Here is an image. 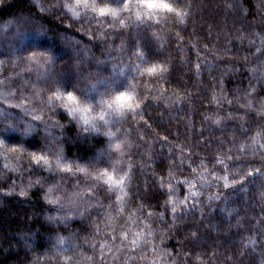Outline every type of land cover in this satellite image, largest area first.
Returning a JSON list of instances; mask_svg holds the SVG:
<instances>
[{
  "label": "clouds",
  "instance_id": "9594fccd",
  "mask_svg": "<svg viewBox=\"0 0 264 264\" xmlns=\"http://www.w3.org/2000/svg\"><path fill=\"white\" fill-rule=\"evenodd\" d=\"M169 2L181 15L149 11L141 0H0V264H242L241 257L256 264L264 257L259 221L240 225L224 253L212 247L225 206L240 204L245 216L258 208L264 219V149L244 147L264 130V98L247 106L264 89V0ZM153 65L163 70L149 73ZM202 65L217 68L208 72L211 87L203 84L209 104L223 107L217 95L233 104L223 87L229 73L247 83L235 103L254 113L258 129L207 157L164 144L150 123L158 102L192 104ZM180 69L194 73L195 91L164 87L176 77L185 82ZM121 93L136 106L119 108Z\"/></svg>",
  "mask_w": 264,
  "mask_h": 264
},
{
  "label": "trees",
  "instance_id": "16d2710c",
  "mask_svg": "<svg viewBox=\"0 0 264 264\" xmlns=\"http://www.w3.org/2000/svg\"><path fill=\"white\" fill-rule=\"evenodd\" d=\"M4 11L11 12L12 8L5 9ZM207 40V37H205ZM175 47V45H173ZM188 58L195 62V50L189 45L188 47ZM217 62L213 61V65ZM228 66L227 58H224V62H220L221 68H226ZM202 67V74L200 80L203 82L199 85L200 92L197 95H194L192 98V104L189 106L187 102H181L178 106H173L171 109L164 104L163 101L158 102L154 106V119L150 120V123H153V126L157 129V132L163 137H167L168 140L162 142L167 144L168 141L178 143L180 145H190L188 149V154L191 155L193 152L202 154L205 157L208 156L210 151H215L220 148L232 147V142L234 140H245L247 136L254 135L256 133L257 125L253 120L254 113L249 112L245 108H241L238 104L235 103V96L238 93L239 89L247 88V83L245 81L236 80L229 73L228 76L224 78L223 87L227 93L228 99L233 100V104H228L222 96L217 95V99L223 105L219 107L217 104H209L208 99H210V94L204 89L203 84H208L209 88L211 87V82L208 80V72L210 71L214 76L217 74V68L215 66H210L207 70H204V65ZM181 75L184 76V81L177 83L179 77L173 79L171 85L165 84L164 87L169 86L179 88L183 91L185 88L195 91L196 78L194 73H184L183 69L179 70ZM216 92H220V85L217 84ZM240 95V103H244V95L242 92ZM256 99L253 100V107L257 106V100L264 98V89H259L258 94H254ZM182 110V111H181ZM231 114L232 119H222L224 116ZM205 115L210 119L205 120ZM219 119V123H214V121ZM241 118H243L241 120ZM247 129V132L242 131ZM223 141V145H221ZM264 142V140H262ZM157 151H164L157 145ZM165 155H169L165 151ZM195 158V157H194ZM187 170V166H185ZM187 191V189L182 190V195ZM216 205H213L215 208ZM207 212V209H204ZM239 212V215L235 213ZM225 224L221 227L217 224V232L219 234L218 240L212 245L216 248L217 251L224 253L226 248H232L234 245L231 240H228V237L233 239L236 238V233L240 227H248L249 224L252 226L257 225V221L261 225H264V219H261V214L258 208L249 207L248 215L245 216L244 212L241 211L240 204H234L231 207L225 206ZM197 219H201L199 216ZM231 221L229 225L227 221ZM191 223V218L188 221H185V225ZM203 222L201 223V227ZM230 229V230H229ZM195 230V229H194ZM207 229H205V233ZM247 236H252L251 231L245 233ZM182 239V237H181ZM258 239V237H257ZM169 246L172 247L173 252L179 250V243L176 240L170 241ZM259 251V250H258ZM232 254V253H227ZM247 255V254H246ZM235 259V256H234ZM242 264H244V257L240 258ZM211 264V262H209ZM217 264H220L219 260ZM224 264H229L225 260ZM250 264V262H248ZM256 264H264V257L257 256Z\"/></svg>",
  "mask_w": 264,
  "mask_h": 264
},
{
  "label": "snow or ice",
  "instance_id": "6c2138e0",
  "mask_svg": "<svg viewBox=\"0 0 264 264\" xmlns=\"http://www.w3.org/2000/svg\"><path fill=\"white\" fill-rule=\"evenodd\" d=\"M141 4L146 7L147 10L149 11H155V10H159L161 12L167 11V12H172V11H176L177 15H181L180 11L178 9H174L173 5L169 2V0H141ZM101 13H105L108 12L109 9L107 8H102L100 9ZM137 15L139 16L140 13L137 12ZM163 70V66L162 65H153L152 67L148 68L147 71L149 73L155 74L159 71ZM68 101L69 102H75V97L69 95L68 96ZM219 102V101H217ZM115 103L119 108H134L135 105V98L133 95L129 94V93H121L119 96L116 97L115 99ZM248 108L250 110H253V105L251 103H248ZM259 110L264 112V102H261L259 105ZM214 123H218V121H214ZM262 140H264V130H261L260 132H258L257 137L255 138V143L254 144H248L245 145L244 147L255 152L258 148H262L264 149V142H262ZM117 147H119V145H117ZM108 182L109 183H114V184H119L120 181L115 180L111 175L108 176ZM255 240L253 239H249L248 241V245L249 246H255Z\"/></svg>",
  "mask_w": 264,
  "mask_h": 264
}]
</instances>
